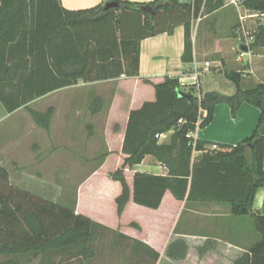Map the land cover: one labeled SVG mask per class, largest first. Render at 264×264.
Masks as SVG:
<instances>
[{"label":"trees","instance_id":"trees-1","mask_svg":"<svg viewBox=\"0 0 264 264\" xmlns=\"http://www.w3.org/2000/svg\"><path fill=\"white\" fill-rule=\"evenodd\" d=\"M113 1L117 6L109 9L96 5L69 10L59 0H0V103L7 113L25 108L39 127L48 130L53 109L37 111L29 106L32 101L79 81L103 80V63L109 64L106 79L138 76L140 40L170 32L177 24L184 28L182 60L190 61L191 20L225 4V0H154L149 3L154 14L148 15L141 13L139 3ZM240 3L253 13L264 14V0ZM260 47H264V24L257 26L248 44L249 50ZM225 75L236 86L232 95L209 91L200 97L192 92H187L189 98L180 96L179 79L166 76L153 84L154 100L129 112L121 147L125 157L112 174L121 185L115 198L117 214H122L130 196L138 205L157 209L166 191L179 201L225 200L231 213L251 215L259 234L233 264H264V215L252 206L255 191L264 185V84L243 89L239 72ZM244 101L260 110L251 134L235 146L222 145L225 151H210L213 159L195 163L193 152L202 150L205 143L189 134L211 121L217 103H227L236 114ZM170 130L169 141L159 142L160 135ZM146 155L163 165L167 173L134 172L131 190L124 169L141 163ZM228 166L239 169L243 176L244 190L238 195L218 191L223 186L218 175ZM206 171L213 178L204 182ZM130 225L137 227L134 222ZM99 227L105 226L70 207L13 186L0 164V264H27L36 259L44 264L57 257L78 255L92 258L95 251L91 245ZM132 248L137 253L145 249L146 255L150 251L154 262L159 256L138 240ZM186 251L185 242L177 239L167 245L165 253L180 260Z\"/></svg>","mask_w":264,"mask_h":264},{"label":"crops","instance_id":"crops-1","mask_svg":"<svg viewBox=\"0 0 264 264\" xmlns=\"http://www.w3.org/2000/svg\"><path fill=\"white\" fill-rule=\"evenodd\" d=\"M109 1L113 0H59L61 6L69 10L90 8L96 5L104 6ZM123 1L139 3L142 6L149 5L154 0ZM178 1L180 3L193 2V0ZM141 13L147 14L142 11ZM116 14L119 15L118 12ZM235 14L238 16L237 20ZM140 18L142 20L143 16ZM206 18H213L210 26L201 25L200 22ZM252 19L255 22H252ZM194 21H197L196 25ZM262 22H264V14L253 13L245 9L241 3L233 5L225 0V4L217 10L209 14H200L198 18L191 20L192 57L190 61L182 60L184 28L182 24H177L170 32H161L140 40L138 76H120L92 82L79 81L75 85L48 93L32 101L29 106L31 107L33 103L45 97L53 96L54 98L56 94L69 90L66 95L70 94L72 101L70 107L63 112L65 116L59 119L62 130L56 133V142L61 146L67 145L68 141H73V145L102 144L103 142L109 147L113 140H117L115 139L117 137L116 159L118 163H123L125 155L121 152V147L129 112L140 107L145 101L154 100L153 84L162 82L164 77H177L181 90L185 87L191 90L197 87L200 91L199 97L209 91L224 95L235 93L236 86L227 77L228 81L225 82L224 88L219 87L216 77L208 78L214 72H222L224 75L225 72H239L241 74L240 86L243 89L252 88L258 83L264 84V47L248 49L247 52L238 48L240 42L248 47L252 41L248 38L252 37L257 26L263 24ZM240 29H242L241 33L238 31ZM205 62H209V65L205 66ZM113 81L116 83H112ZM202 86H205L204 92L201 91ZM49 108H52L54 112L53 105L47 109ZM21 109L24 110L23 113L26 116L30 115L25 108H19L11 113L5 111L3 114L11 116ZM69 113L72 115L70 123L66 116ZM259 113V108L247 101L241 103L236 114L232 113L227 103H217L214 106L211 121L204 126H197L195 131L191 132L194 140L205 143L202 150L193 152L192 160L200 163L213 159L209 154L210 151H225L227 148H222V145L235 146L244 140L253 131ZM202 115H205V112H202ZM52 120L53 116L51 122ZM38 127L32 120L20 135L17 132L19 128H15L17 134H15L14 141L17 142H14V147L28 144V141L30 143L33 138L31 137L32 132ZM52 128L53 125L50 123L46 133H41L38 129L37 132L40 136L48 135ZM68 130L72 133L70 136L67 135ZM171 134L172 130L163 133L159 137V142H168ZM40 136L35 139L37 140L35 145L41 143L39 142ZM97 140L103 141L96 142ZM15 151L11 153L8 150L7 154L16 157ZM107 151L110 152L108 154L110 157L112 149L109 147ZM134 172L165 175L167 169L152 156L146 155L141 163L132 168L127 167L124 171L126 182L131 190ZM221 173L218 175L223 181V186L218 190H222L221 194H225L226 191L232 194L237 193V195L242 193L244 179L239 169L228 166ZM97 175L98 171L94 172V178ZM204 175V182L208 178H213L209 171H206ZM89 183L88 188L90 189ZM114 186L115 191L110 195L113 204L110 221H105L95 214H90L89 217L107 228L116 230L120 239L126 243L135 244L138 240L157 251L159 256L152 264H233L259 239L252 216L231 213L229 202L225 200L184 199L179 201L169 191H166L159 207L151 209L134 203L130 196L119 216L115 198L121 193V185ZM83 192L84 190L80 188L79 194ZM252 206L255 211L264 215V185L255 191ZM75 210L76 213H80L78 204ZM133 222L137 224V227L130 225ZM120 233L127 237H122ZM177 239L183 240L187 246L186 255L180 260L171 259L165 253L167 245ZM132 249L128 245L124 247L125 252L129 251L128 254L138 259L151 257L148 250L146 255L143 253L145 249L138 253Z\"/></svg>","mask_w":264,"mask_h":264},{"label":"rangeland","instance_id":"rangeland-1","mask_svg":"<svg viewBox=\"0 0 264 264\" xmlns=\"http://www.w3.org/2000/svg\"><path fill=\"white\" fill-rule=\"evenodd\" d=\"M235 18L237 20V14H235ZM211 20L213 18H206L200 23L202 26H210ZM246 21L249 22V20ZM251 21L255 22L254 19ZM196 23L197 21H194L195 25ZM210 77H216L221 88H224L225 82L228 81L222 72H214L208 76V78ZM112 83H116V81ZM111 88L113 87L111 86ZM183 89L186 90L185 92H192V94L199 96L200 91L197 87L193 90L189 87ZM204 90L205 86H202L201 91L204 92ZM68 92L69 90L60 92L61 94H56L54 98L53 96L45 97L31 105L32 108L40 112L46 111L51 105L54 106L51 122L53 128L50 134L40 136L37 129L41 133H46V130L38 127L32 132L31 137L33 138L30 143L28 141L27 144L25 140V142L23 141L24 144L26 143L25 145L21 144L15 147L14 142H17L14 141L15 134L18 132L20 135L33 119L29 114L26 116L23 109L11 116H4L5 110L0 103V164L8 171L9 182L13 186L74 210L78 204L81 214L86 216L95 214L105 221H110L112 218L111 205H113L110 195L115 191L114 185L120 186L119 183L111 180L112 174L123 164L118 163V159H116L118 138L116 137L117 140H113L112 145L109 146L112 149L110 157L108 156L110 152L107 151L109 147L102 142L103 140L96 141L102 142V144L91 145H73V141H68L67 145L64 146L58 144L55 135L60 132V129L62 130L59 119L65 116L63 112L70 107L72 101L70 94L66 95ZM66 116H68L70 123L72 120L71 113ZM17 127L19 131L21 130L20 132L15 129ZM71 134V131L68 130L67 135L70 136ZM39 136L41 143L35 145L34 143L37 141L35 139ZM8 150L11 153L16 150L17 156L11 157V154H7ZM14 158L16 159L14 160ZM96 171H98V175L94 178ZM80 188L84 190L81 195L79 194ZM117 234L116 230L99 227L96 231V239L91 245L95 251V256L87 259L80 255L77 257H57L52 262L44 264H128L134 262L152 264L151 257L143 258V261H140L141 257L138 259L134 255L128 254L129 251L125 252V245L133 247V243H126ZM27 264H39V261L36 259Z\"/></svg>","mask_w":264,"mask_h":264},{"label":"water","instance_id":"water-1","mask_svg":"<svg viewBox=\"0 0 264 264\" xmlns=\"http://www.w3.org/2000/svg\"><path fill=\"white\" fill-rule=\"evenodd\" d=\"M117 6V3L115 1H109V2H106L105 5H104V8L105 9H109V8H113V7H116ZM140 10L144 13H147V14H150L152 15L154 13V9L150 6V5H142L140 7ZM238 48L241 50V51H244V52H247L248 51V47L247 45H245L244 43L240 42L239 45H238ZM109 64L108 63H103L101 65V72H102V75H103V78L106 79V69L108 68ZM178 94L180 96H185V97H191V94L183 91V90H179L178 91Z\"/></svg>","mask_w":264,"mask_h":264},{"label":"built area","instance_id":"built-area-1","mask_svg":"<svg viewBox=\"0 0 264 264\" xmlns=\"http://www.w3.org/2000/svg\"><path fill=\"white\" fill-rule=\"evenodd\" d=\"M228 3L233 4V5H238L242 0H226ZM264 24V22H262ZM240 33L242 32V29L238 30ZM249 40H252V37L248 38ZM205 66L209 65V62L204 63ZM198 124V123H197ZM162 135V134H161ZM160 135V136H161ZM192 137V133L189 134ZM193 138V137H192Z\"/></svg>","mask_w":264,"mask_h":264}]
</instances>
